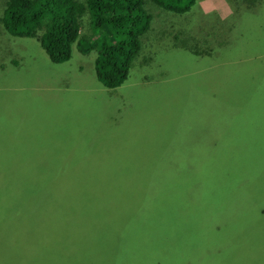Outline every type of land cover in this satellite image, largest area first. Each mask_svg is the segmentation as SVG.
<instances>
[{
    "label": "rangeland",
    "instance_id": "374dc122",
    "mask_svg": "<svg viewBox=\"0 0 264 264\" xmlns=\"http://www.w3.org/2000/svg\"><path fill=\"white\" fill-rule=\"evenodd\" d=\"M151 27L117 88L98 80L95 48L74 42L56 64L41 30L0 37V264H31L11 230L59 223L64 201L48 196L83 181L73 220L101 246L61 264H264V0L153 7ZM13 169L39 187L32 207Z\"/></svg>",
    "mask_w": 264,
    "mask_h": 264
},
{
    "label": "trees",
    "instance_id": "16d2710c",
    "mask_svg": "<svg viewBox=\"0 0 264 264\" xmlns=\"http://www.w3.org/2000/svg\"><path fill=\"white\" fill-rule=\"evenodd\" d=\"M195 3L196 0H4L0 21L6 33L0 37L4 41L19 42L36 36L41 30L40 46L56 64L71 57L74 42L81 50L83 47L82 51L95 48L98 52L95 59L98 80L106 87L117 88L127 80L134 59L143 50L144 37L152 28L153 7L183 14L190 11ZM85 14L88 15L87 23L83 22ZM100 31L101 34L98 33ZM263 42L264 39L255 41L261 48H264L261 45ZM3 154L7 157L6 151ZM49 161L55 164L54 153L50 155ZM13 173L20 179L23 189L20 203L32 207L26 200L39 187L30 182L26 170L13 169ZM55 179L59 184V180ZM58 188H61L60 185ZM71 193L77 196L73 197ZM89 194L84 181L80 189L69 188L66 193L52 192L48 198H59L66 206L60 213L61 221L58 223L55 216L51 215L37 220L32 227L30 224L18 227L17 231L11 230V238L7 243L8 248L11 246V254L20 253L31 264H61L62 261L73 263L81 258L85 260L82 256L89 246L87 240L91 239L100 246L101 242L86 227L73 220L77 214L70 202L74 199L81 201L83 197L87 203L82 200L80 208L86 207L87 211ZM97 236L103 237V233ZM63 240L68 243V247L62 244ZM104 247L112 251L114 258L124 257L116 244L104 243Z\"/></svg>",
    "mask_w": 264,
    "mask_h": 264
},
{
    "label": "crops",
    "instance_id": "0c3cea01",
    "mask_svg": "<svg viewBox=\"0 0 264 264\" xmlns=\"http://www.w3.org/2000/svg\"><path fill=\"white\" fill-rule=\"evenodd\" d=\"M221 15V14H220Z\"/></svg>",
    "mask_w": 264,
    "mask_h": 264
}]
</instances>
